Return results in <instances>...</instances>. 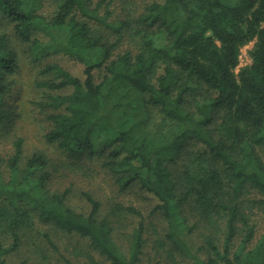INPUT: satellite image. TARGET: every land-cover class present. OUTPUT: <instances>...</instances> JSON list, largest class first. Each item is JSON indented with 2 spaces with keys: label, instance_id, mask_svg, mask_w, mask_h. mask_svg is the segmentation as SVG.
Segmentation results:
<instances>
[{
  "label": "trees",
  "instance_id": "obj_1",
  "mask_svg": "<svg viewBox=\"0 0 264 264\" xmlns=\"http://www.w3.org/2000/svg\"><path fill=\"white\" fill-rule=\"evenodd\" d=\"M45 1L0 0V17L35 59L49 54L35 37L43 30L63 35L57 49L83 66V79L55 62L40 69L46 143L72 164L96 163L119 194L149 193L165 230L151 241L138 209H106L86 191L87 210L72 206L69 188L50 189L48 155L25 159L16 138L0 159V264L36 223L86 239L108 264H264L254 217L264 211V0H151L121 18L107 0H54L46 17ZM9 36L0 32V128L15 116ZM127 38L132 48L119 50Z\"/></svg>",
  "mask_w": 264,
  "mask_h": 264
},
{
  "label": "rangeland",
  "instance_id": "obj_2",
  "mask_svg": "<svg viewBox=\"0 0 264 264\" xmlns=\"http://www.w3.org/2000/svg\"><path fill=\"white\" fill-rule=\"evenodd\" d=\"M94 3L98 0H92ZM111 1L114 17L121 18L126 10L131 14L138 15L142 13L151 0H107ZM55 8L54 0L45 1L40 10L43 16H50ZM9 33L7 50L15 53V59L18 62V70L11 77L15 83L13 86L12 106L15 108V116L7 125L0 128V159L6 160L13 152V141L16 138H22L24 142V157L27 159L35 151H43L55 165V171L51 177L50 189L63 191L69 188L70 204L77 208L87 210L83 201L78 195L81 191L91 193L98 199L104 208L119 203L125 207L130 206L138 209L142 217L148 222V236L151 241L165 230V224L162 222L160 215L154 209L157 201L149 193L133 188L126 193H118L117 188L96 163L87 160H80L82 166L72 164L79 160L68 158L61 153L56 146L49 145L44 139V134L49 129V124L45 120V113L41 112L36 106L41 96V90L37 88L36 83L43 79L39 73L42 65L49 62H55L69 70L78 78L83 79V66L75 59L65 55L57 46L61 45L63 35L58 36L53 42L45 32L37 31L35 37L42 43L48 44L49 54L39 55V59L34 58V54L26 45H22L14 36L10 34L9 26H6L0 17V32ZM61 34H64L61 33ZM113 39V38H112ZM253 43H249L241 49L239 66L236 72L245 65L250 63L249 51ZM132 48V44L127 38L121 41L119 50ZM33 101L35 105H33ZM152 109V108H151ZM152 118L150 121L155 122L159 119V113L150 110ZM254 217L257 219V225L260 227L258 236L263 231L264 211H254ZM47 237V238H46ZM50 239L58 251L52 249L48 244ZM119 244L125 243L124 240ZM196 247L200 244H195ZM151 242L145 248L144 261L150 258L147 253L151 252ZM87 255L93 256L102 264H108L103 257H100L94 250L89 247L86 239L77 235H66L57 231L51 225L36 223L34 227L26 230L23 234L16 250L9 253L7 258L8 264H64L62 257L72 261L75 264H87Z\"/></svg>",
  "mask_w": 264,
  "mask_h": 264
}]
</instances>
